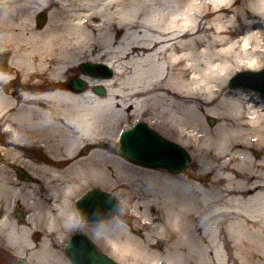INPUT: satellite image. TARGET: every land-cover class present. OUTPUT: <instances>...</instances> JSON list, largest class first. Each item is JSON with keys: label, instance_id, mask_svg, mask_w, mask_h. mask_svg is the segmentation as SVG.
Returning <instances> with one entry per match:
<instances>
[{"label": "bare ground", "instance_id": "1", "mask_svg": "<svg viewBox=\"0 0 264 264\" xmlns=\"http://www.w3.org/2000/svg\"><path fill=\"white\" fill-rule=\"evenodd\" d=\"M173 2L0 0V70L16 74L12 91L0 81V244L18 261L66 264L57 244L80 225L74 198L97 185L119 196L121 216L89 231L119 259L264 264V97L231 87L246 67L229 57L212 93L188 91L185 61L173 55L191 50L199 61L217 44L203 24L196 35L161 34ZM256 3L235 0L229 35L258 31L264 46ZM85 63L108 72H78V89L69 81ZM134 123L187 151L190 166L171 172L120 155L118 136Z\"/></svg>", "mask_w": 264, "mask_h": 264}, {"label": "clouds", "instance_id": "2", "mask_svg": "<svg viewBox=\"0 0 264 264\" xmlns=\"http://www.w3.org/2000/svg\"><path fill=\"white\" fill-rule=\"evenodd\" d=\"M5 8L9 7L7 4ZM163 7L164 5H157ZM172 12H164L161 15L159 31L169 39H177L187 35H196L201 25L209 30L217 46L212 57L201 56L199 61L194 59L191 50L181 51L173 55L176 62L185 61V67L189 71L190 81L188 91L191 93H212L216 87V81L225 77L232 64L221 62V57L231 58L236 65L248 69H259L264 61L254 53L264 54V46L259 39L258 31L241 33L238 36H230L229 32L236 21L234 14L235 0H174L170 5ZM135 7V5H133ZM255 14L264 15V0H257L252 6ZM124 17H121L123 19ZM207 18V19H205ZM83 21H78L82 23ZM254 21H252L253 23ZM207 48H201V53H206ZM12 67H15L13 64ZM16 78L15 72L0 70V81L9 84ZM33 83H41L37 80ZM6 108L0 109V115ZM148 223V221H144ZM135 264V261H132Z\"/></svg>", "mask_w": 264, "mask_h": 264}, {"label": "water", "instance_id": "3", "mask_svg": "<svg viewBox=\"0 0 264 264\" xmlns=\"http://www.w3.org/2000/svg\"><path fill=\"white\" fill-rule=\"evenodd\" d=\"M45 15L38 17V23L43 24ZM81 69L86 71V67ZM88 71V70H87ZM251 75L254 78L240 82V76ZM71 85L82 89L84 84L74 79ZM231 87L253 89L264 96V70L260 72H246L239 74L230 83ZM96 90L103 93L102 88ZM117 152L131 162L146 166L179 172L189 165L188 155L176 144L167 142L143 124H137L133 129L121 134ZM76 208L84 221H95L112 218L117 212L118 205L108 193L98 189L88 191L77 203ZM65 254L71 264H117L108 256L97 250L92 241L84 234H74ZM15 264H24L18 261Z\"/></svg>", "mask_w": 264, "mask_h": 264}, {"label": "rangeland", "instance_id": "4", "mask_svg": "<svg viewBox=\"0 0 264 264\" xmlns=\"http://www.w3.org/2000/svg\"><path fill=\"white\" fill-rule=\"evenodd\" d=\"M45 13L47 14V12L45 11ZM89 65H93V66H90V68L91 69H94V71L97 73V74H106L108 71L105 69V66H102V65H96V64H91V63H88ZM95 66H98V67H95ZM262 68H264V64H262V66L258 69V70H260V69H262ZM78 70H75L73 73H72V75L76 78H78V72H80L81 70H80V67L79 68H77ZM248 69H246V68H240V69H238L237 71H235L231 76H233L234 74L236 75V73L237 72H244V71H247ZM255 71H257V70H255ZM231 76H230V78H231ZM229 78V79H230ZM246 79H250V77L249 76H247L246 77V75H244L242 78H241V80L240 81H244V80H246ZM229 81V80H228ZM9 85H12V87L11 88H8L9 87ZM9 85H8V89H10L11 91H12V89L16 86V82L15 81H11L10 83H9ZM4 89H6V86H5V88ZM133 125H135V123L134 124H132L130 127L132 128V126ZM129 129V128H128ZM152 129V128H151ZM8 137H7V135L4 133V132H0V144H2V142H4V140L5 139H7ZM187 152V151H186ZM1 161H3V159L1 160ZM1 161H0V163H1ZM190 166V165H189ZM188 166V167H189ZM16 169V168H15ZM12 171H14V170H12ZM92 188H98V189H101V190H103V191H105V192H108V193H110V194H112L116 199L118 198L119 199V196L115 193V192H111L112 190H109V189H105V188H103V187H98L97 185H90L89 187H87V188H85L84 190H82L75 198H74V203H75V201L82 195V194H84V192H86L87 190H89V189H92ZM17 210H19V207H17L16 208ZM16 209H15V211H14V215L16 216ZM74 209H75V205H74ZM121 209H122V206H121V203H120V205H119V210H118V212L116 213V215L119 213V215L121 216ZM115 215V216H116ZM114 216V217H115ZM111 220V219H110ZM78 221H80L79 220V218H78ZM78 223H80V225L78 226H75V227H73L71 230H69L68 231V233H67V235H66V237H64V240L62 241V243H60V244H57L58 246H57V250H59L61 253H62V255H63V257H64V260H65V263L66 264H70L69 263V261H68V259L66 258V256H65V254H64V249H65V245H66V243L68 242V239H69V237L71 236V234L72 233H74V232H80V231H82V232H84V233H86L87 235H89L90 236V238H92V240L96 243V245H97V247L99 248V250H101L103 253H105L106 255H109L111 258H113L116 262H118L119 264H129V262H132V261H134V260H128V262L127 261H124V260H122V259H119L118 257H116V255H114V254H112V253H110V251H109V248H108V246H107V244H103L101 241H96V239H94L93 238V236H92V233H90L91 231H89V229L92 227V225L93 224H97V223H81V222H78ZM18 257V255H15L14 253H13V250L11 249V248H9V247H6V246H4V245H1L0 244V264H13L14 262H15V260H16V258ZM58 264H62V263H58Z\"/></svg>", "mask_w": 264, "mask_h": 264}]
</instances>
